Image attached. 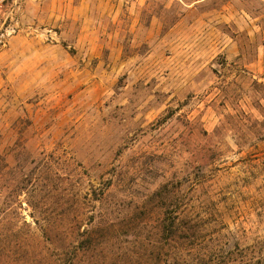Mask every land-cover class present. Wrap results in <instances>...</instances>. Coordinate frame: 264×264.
Masks as SVG:
<instances>
[{"label":"rangeland","instance_id":"1","mask_svg":"<svg viewBox=\"0 0 264 264\" xmlns=\"http://www.w3.org/2000/svg\"><path fill=\"white\" fill-rule=\"evenodd\" d=\"M0 264H264V0H5Z\"/></svg>","mask_w":264,"mask_h":264},{"label":"built area","instance_id":"2","mask_svg":"<svg viewBox=\"0 0 264 264\" xmlns=\"http://www.w3.org/2000/svg\"><path fill=\"white\" fill-rule=\"evenodd\" d=\"M5 0H0V6L4 3Z\"/></svg>","mask_w":264,"mask_h":264}]
</instances>
